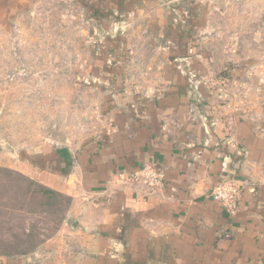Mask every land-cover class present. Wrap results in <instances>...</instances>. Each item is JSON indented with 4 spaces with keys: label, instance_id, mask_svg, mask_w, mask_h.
<instances>
[{
    "label": "rangeland",
    "instance_id": "rangeland-1",
    "mask_svg": "<svg viewBox=\"0 0 264 264\" xmlns=\"http://www.w3.org/2000/svg\"><path fill=\"white\" fill-rule=\"evenodd\" d=\"M252 62L264 0H0V261L75 252L72 198L17 168L88 141L110 92L177 78L199 93Z\"/></svg>",
    "mask_w": 264,
    "mask_h": 264
},
{
    "label": "crops",
    "instance_id": "crops-1",
    "mask_svg": "<svg viewBox=\"0 0 264 264\" xmlns=\"http://www.w3.org/2000/svg\"><path fill=\"white\" fill-rule=\"evenodd\" d=\"M249 68L199 93L177 78L110 92L88 141L16 167L72 198L75 252L0 264H264V62ZM147 164L164 173L155 191L118 177ZM226 178L240 181L235 213L210 196Z\"/></svg>",
    "mask_w": 264,
    "mask_h": 264
},
{
    "label": "built area",
    "instance_id": "built-area-1",
    "mask_svg": "<svg viewBox=\"0 0 264 264\" xmlns=\"http://www.w3.org/2000/svg\"><path fill=\"white\" fill-rule=\"evenodd\" d=\"M121 182L131 183L146 192H152L163 185V171L151 164L130 174H119ZM210 196L217 201L221 207L229 213L237 211V203L241 197L240 181L237 178H226L217 182L210 191Z\"/></svg>",
    "mask_w": 264,
    "mask_h": 264
},
{
    "label": "water",
    "instance_id": "water-1",
    "mask_svg": "<svg viewBox=\"0 0 264 264\" xmlns=\"http://www.w3.org/2000/svg\"><path fill=\"white\" fill-rule=\"evenodd\" d=\"M76 223H77V221H76V220H73V221L71 222V226L74 227V226L76 225Z\"/></svg>",
    "mask_w": 264,
    "mask_h": 264
}]
</instances>
